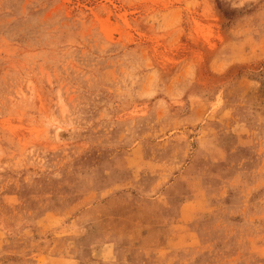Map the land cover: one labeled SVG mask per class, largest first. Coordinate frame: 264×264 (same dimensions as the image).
<instances>
[{"label":"rangeland","instance_id":"rangeland-1","mask_svg":"<svg viewBox=\"0 0 264 264\" xmlns=\"http://www.w3.org/2000/svg\"><path fill=\"white\" fill-rule=\"evenodd\" d=\"M0 264H264V0H0Z\"/></svg>","mask_w":264,"mask_h":264}]
</instances>
